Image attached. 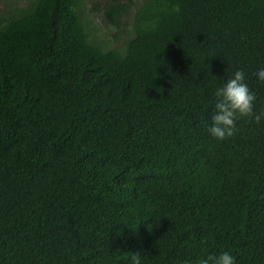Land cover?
Segmentation results:
<instances>
[{"label": "trees", "instance_id": "obj_1", "mask_svg": "<svg viewBox=\"0 0 264 264\" xmlns=\"http://www.w3.org/2000/svg\"><path fill=\"white\" fill-rule=\"evenodd\" d=\"M80 2L0 12V264H264V119L207 131L236 70L264 109V0H105L120 47Z\"/></svg>", "mask_w": 264, "mask_h": 264}, {"label": "clouds", "instance_id": "obj_2", "mask_svg": "<svg viewBox=\"0 0 264 264\" xmlns=\"http://www.w3.org/2000/svg\"><path fill=\"white\" fill-rule=\"evenodd\" d=\"M255 74L258 80L264 82V68L258 69ZM214 96L216 102L210 118L212 123L207 131L218 140H224L233 135L237 116L248 117L256 124L264 119V109L258 112L254 110L256 95L246 83L243 70H236L223 85L216 88ZM130 264H141L139 252L131 253ZM183 264H236V260L229 251L224 250L219 254L201 257L195 262L185 260Z\"/></svg>", "mask_w": 264, "mask_h": 264}, {"label": "rangeland", "instance_id": "obj_3", "mask_svg": "<svg viewBox=\"0 0 264 264\" xmlns=\"http://www.w3.org/2000/svg\"><path fill=\"white\" fill-rule=\"evenodd\" d=\"M30 0H0V12H8L15 7H25ZM105 0H81L80 12L87 26L89 38L102 40L108 47H120L122 38L117 32L125 34L131 26L133 8L119 20V25L107 23L104 17Z\"/></svg>", "mask_w": 264, "mask_h": 264}]
</instances>
